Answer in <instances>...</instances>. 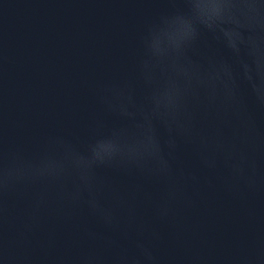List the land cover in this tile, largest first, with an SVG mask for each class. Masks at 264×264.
Segmentation results:
<instances>
[{
    "label": "water",
    "instance_id": "95a60500",
    "mask_svg": "<svg viewBox=\"0 0 264 264\" xmlns=\"http://www.w3.org/2000/svg\"><path fill=\"white\" fill-rule=\"evenodd\" d=\"M0 264H264V213L117 221L0 211Z\"/></svg>",
    "mask_w": 264,
    "mask_h": 264
}]
</instances>
